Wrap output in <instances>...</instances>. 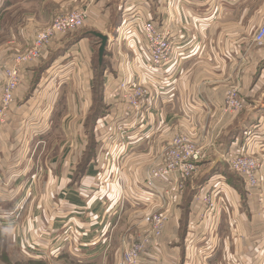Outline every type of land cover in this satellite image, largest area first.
Masks as SVG:
<instances>
[{
	"label": "rangeland",
	"instance_id": "obj_1",
	"mask_svg": "<svg viewBox=\"0 0 264 264\" xmlns=\"http://www.w3.org/2000/svg\"><path fill=\"white\" fill-rule=\"evenodd\" d=\"M34 1L37 0L18 4L19 8L15 7V10L10 11L4 17H2V14L0 16V114H3L0 118V138L5 137L4 143L2 140L0 141V160L3 159L2 157L4 155L6 158L5 162H7H4V164L7 166V173H9L8 175L4 174V176L0 173V192L2 193L3 191L1 183H3V185L14 184L18 179H22L21 184L26 188V197H24L25 208L23 207L24 209L22 208L20 212H22L21 216L30 217L38 215L35 214L36 212L44 211L42 209L44 201L50 202L53 200L60 203L61 201L68 200V196L73 194L71 188L76 190V194L79 197L78 199H81V201L83 200L85 203L89 201L92 202L90 203L92 208L98 203L99 205H97L98 209L96 211L100 212H103L104 207L108 204H119L129 201V206H131L130 203H132L133 208L127 205L126 209L124 205L119 213L122 219V221L120 219V223L123 222L121 225L125 226L126 219L131 221L134 220L137 222L136 227L138 226V231L134 232L132 240L124 238L121 241V247L131 244L136 236H142L147 233L148 226L145 222L146 216L166 214L168 216V221L169 213L171 214V218H174V212H179L180 218L184 221L186 218L187 222H189L188 219L190 218L191 223L187 226L180 225L178 241H172L173 239L170 237L173 235L175 236V233L173 234L174 226L172 228L169 227L167 230V235H170L167 238L168 241L164 238L165 231L163 230L160 238L154 239L150 245H145L138 264H147L145 262L147 260L156 261L154 258L156 255L161 254L163 242L166 243L165 246L168 248L171 247L170 245L168 246V244L174 242L172 246L182 252L179 264H206L204 255H199L198 249L201 246L204 247V244L209 243L208 238H210L211 235L210 230L215 226L214 222L216 219L231 218L238 215V212H241V209L244 208V202H255V200L264 201V180L261 181L259 177L261 162L258 156L256 153H249L245 148L247 152L243 149L237 150L238 143L242 139V144L247 142V145L252 147L255 146L256 149L257 146H259L261 150L264 148V122H262V124L259 123V119L263 117L264 114V45L259 46L253 41L254 33L259 27L264 25V16L259 17L258 15L257 17L259 18L255 17L254 19V14L251 12L245 24L244 32L237 34L238 37L235 38L234 45H237V40L240 42L242 40L245 50L248 49L249 53H251V62L249 63V67H247L250 82L249 88L245 87L242 90L241 84L237 83L228 86L224 91L222 106L218 112H212L207 115L214 120L216 119V121L219 117L225 116L235 119L234 121H239V123L230 124L227 128L224 127L228 124H219V126H221L220 128H218V124H186L187 127L181 129H172L175 128L177 124H174V127H172L173 124H168L169 134L167 135V140L164 139L161 142L164 147L162 146L158 153L150 159L144 160L142 158L144 156H141L143 153L134 148L135 143L139 141H137L138 139L132 138L134 137L132 133L134 131L133 128L139 125L140 119L146 118L144 123L148 124V115L144 110L147 98H144L142 101L141 115L136 118L138 122L136 124H124L125 126L121 130H119V124H107V122L96 124V119H94V121L91 120L96 114L94 110L101 111L105 109V112L109 115V112L104 108L105 105L100 95V88H102L101 86L103 83V75L100 67L102 64V67H105V72L114 75L116 73L115 70H117L118 73L120 72L122 57L125 51L123 48L124 37H126V35L123 37H114V35H112L110 38L111 41H107V46L99 62L98 49L101 41L93 36L92 33L95 32L105 36L109 34L111 27L120 19L119 10L123 8L124 0H108L111 4L109 5V7H111V15H107L109 25L104 27V29L100 28L97 17H94L92 21L88 19L89 17H85L82 27L64 35L53 36L42 50L39 59L29 61V63L20 66V72L18 74L20 75L19 85L13 91V100L7 109H1V94L4 89L3 72L6 67L14 65L13 58L18 54L26 52L31 46L35 34L49 27L56 16H63L73 12H83L88 15L91 9L90 5L94 2V0H91L89 3H83L80 2L81 0H75V2L79 1L75 3L78 4L77 7L60 12L58 10L55 11L54 3L48 6L49 4L46 5L45 1L41 2L40 0L34 5ZM144 3L143 1V6L138 5L136 2L131 5L133 6V10L131 9L133 12H130L132 13L131 16L136 12L142 15L143 10L137 6L144 7ZM37 5L40 11L36 9ZM262 7L264 8V5H262ZM30 10L40 15L37 21L42 25L41 27L35 28L36 31L32 33L33 36L29 39L32 42L23 41V38L28 37L22 33H16L17 36L13 35L9 37V33L7 32L8 28L15 30L20 29L21 24H18L19 21H23L24 16L29 15L28 13ZM257 12L260 14L259 11H256V13ZM51 13L55 14L54 17H52L53 14L51 15ZM257 19L258 21L256 22ZM94 20H96V22ZM143 21L147 22V18L144 17ZM119 23H122V18ZM151 24L159 33L165 34L168 37L167 33L159 31L152 22ZM133 29L135 37L134 35L131 36V40L134 42L141 40L140 43L145 45V36L141 30L140 23L135 21V25L129 27L125 32ZM120 34L121 33H119L118 36ZM73 41H76L74 44L79 43V45L74 47L71 46L60 55L63 49L68 47L66 44L72 43ZM52 42L58 43L52 45ZM50 44L52 46L49 48ZM139 49L140 48H138V50ZM177 52L178 50H176V54H178ZM186 52H191V56H195L198 50L194 47L187 49ZM44 59H46L45 62H51L53 59L54 61L62 59V65H58L61 69L58 70L60 75L54 77V71H56L54 69L48 74L45 70L46 68H42ZM118 60H120V62ZM88 61H90L89 67L86 63ZM183 62L179 61L178 65L173 66L175 69L171 71L169 76L156 73L162 78L156 83L157 85L159 84L158 88L166 90V87L168 86L169 88V85L170 88L175 87L176 77L179 75V72L181 73L183 71ZM35 67L38 72L37 81L41 82L40 79H42L38 92L21 97V94H18L17 90L21 86L23 71L25 68H29L28 70L30 74H32V68L34 69ZM40 67L42 69H40ZM120 73L121 79L115 88V95H117L116 99L121 101L123 114L126 113V115H128L126 117L127 121L132 123L133 113L131 114L129 111L125 110L127 108L126 104L123 103L124 101L118 96L119 83L126 78L127 81L140 85L142 91L149 95V101L152 103L159 99L157 94L160 93L154 92L151 96V92L155 91L153 86L150 87V85L131 79L127 76L124 69H122ZM88 74L91 75L90 88L88 89V87H85V84H83V89L78 81L83 82L85 78H88ZM77 76L82 78L78 77L77 81ZM259 76H261V80H259ZM29 81L31 82V77L28 82ZM141 81L144 82L145 80ZM33 87L37 89L36 86ZM228 91L236 92V98L242 103L240 109L227 110L224 107L229 93ZM250 91H252V93H250ZM86 98L88 99V105L86 104V106H89L88 117L85 114L86 108H82V102L86 100ZM36 101L40 109L46 110L43 115H41L40 112H36L34 109V102ZM74 105L77 106V109L72 113L71 111L75 108ZM21 106L22 108L19 109L18 107ZM46 116H48L47 118H49L50 121H47V125L44 120ZM99 121H101V119ZM109 121L114 123V115L111 116ZM35 124L40 126V130H37ZM140 125L142 126V124ZM160 125L164 126V124ZM149 128L152 131V128ZM233 129H237V134L229 138L231 134L229 132ZM158 130L161 131V129ZM45 131L47 132L45 133ZM159 131L156 133L157 136H160ZM36 132H44L43 135L38 136V138H46L41 144L39 142H35V144L34 142L30 143V139ZM144 132L147 135L149 129ZM141 135L142 132H139L136 137ZM153 136L154 130L149 137L151 141ZM176 136H183L192 140L195 147L200 151L202 158L197 164V170L190 176L183 179L181 178V185L176 188L175 193H171L170 196L167 197L160 193V189L166 188V190H168L166 184L171 176L153 181L156 182V186L159 189L155 191L149 187L153 182L149 183L147 181V174L151 168H160L163 166L162 151L164 148L170 146L173 138ZM228 139H232L230 144H227ZM49 143L50 145H48ZM235 150L240 153L248 154L249 158L256 161L258 167L256 171V184L254 187H250L245 177L246 174H243L239 169L234 168V166H232V169L225 163V152ZM82 152L83 155H81ZM204 152H206V154H204ZM95 154L98 159H95V161L91 163L94 167L91 166L92 174L89 175L90 178L88 179V181H90V186L85 187V185H83L82 189H79V183H76L82 179L80 178V174H82V170L87 161L92 155L94 157ZM235 163H237V161H235ZM219 165L233 176L232 182L236 188L227 186V181L221 174ZM72 170H74V173L71 174V177L69 173L72 172ZM64 174L69 176L67 178L69 181L67 184L64 182L63 178H61ZM31 188L33 192L32 190L30 192ZM256 192H258V196L255 197L253 195ZM1 193L0 204L4 200H13L15 198V194L12 192L10 194L8 191V193L5 194L7 197ZM133 203H137V206L134 207ZM258 211L260 215H264L262 212L264 209H254L253 215L254 213L257 215ZM7 213V208H5V211L0 209V216L8 215ZM118 228L119 227H116L113 230V237H116V230ZM123 228L124 227L121 229ZM113 231L111 234L110 232L108 233L110 234V248L112 246ZM200 231L203 232L201 236L205 239L196 242V240L199 239H196L195 235ZM128 233L127 231L126 234L129 235ZM1 242L0 240V261L2 258L1 250L6 249L2 248L5 243ZM202 250L204 249L202 248ZM142 257L145 259H142Z\"/></svg>",
	"mask_w": 264,
	"mask_h": 264
},
{
	"label": "crops",
	"instance_id": "obj_2",
	"mask_svg": "<svg viewBox=\"0 0 264 264\" xmlns=\"http://www.w3.org/2000/svg\"><path fill=\"white\" fill-rule=\"evenodd\" d=\"M29 1L31 0H0V15L2 14V17H4L10 11L15 10L18 4ZM38 1L40 0L34 1V5ZM43 1L46 5L49 4L48 6L54 3L55 11L60 12L77 7L78 4L75 3L79 2H75V0H41V2ZM143 1L145 2L144 7H142ZM80 2L89 3L91 0H81ZM135 2L142 5L137 7L143 10V17L151 21L159 31L167 33L169 41L179 48L178 53L184 54L183 71L179 72L176 77L175 87L170 88L169 83L170 89L167 86L166 90H162V88H158L159 84H156L161 77L156 72L148 69L149 61L146 57L145 45L140 43L141 40L134 42L129 36L124 37L123 48L125 51L123 50L121 70L124 69L131 79L150 85V87L153 86L155 91L151 92V96L154 92L160 93L157 94L159 99L154 103L150 102L149 98L146 99L144 109L148 115V124H142V126L139 124L133 128L132 136L134 137L132 138L139 141L135 143L134 148L143 153L141 156L144 157L142 158L147 160L158 153L163 146L161 142L168 137V124H173L172 127L177 124L172 129L186 128V124H218V128L221 127L219 124H228L224 128H227L230 124H238L239 121L235 122V119L230 117L221 116L216 121V119L214 120L207 115L218 112L222 106L224 91L228 86L237 83L241 84L242 90L245 87L249 88L247 67L251 62V53L248 49L245 50L242 40L241 42L237 40V45H234V43L235 38L238 37L237 34L244 32L245 24L251 12L254 14V19L258 15L259 17L264 16V8L262 7L264 0H124V6L119 10V21L112 27L110 25V32L106 35L108 40L111 41L112 35L118 37L119 22H121V18L132 14L130 13L133 10L131 5ZM109 5L111 4L108 0H94L90 5L88 19L92 21L94 17H97L100 28L104 29L109 25L107 18L108 14L111 15ZM38 7L37 5L36 9L40 11ZM256 11H259L262 15L256 13ZM28 14L25 15L26 17L24 16L23 21H19L18 24H21L20 29L8 28L9 37L17 36L16 33H22L28 37L23 38V41H31L29 39L33 36L32 33L36 31L35 28L42 25L37 21L40 15L32 10ZM51 15L54 17L55 14L51 13ZM94 21L96 22V20ZM75 42L66 44L68 47L64 48L60 55L71 46L79 45V43L74 44ZM57 43L52 42L51 44ZM51 44L49 48L52 46ZM194 47L198 52L197 55L191 56V52H186V50ZM138 48L140 49L138 50ZM120 60L118 61L120 62ZM61 61L62 59L59 61L53 59L45 69L46 72L50 74V71L54 69L56 70L54 71V77L60 75L58 65H62ZM89 62H86L88 67ZM100 68L103 75L101 100L109 115H107L105 109L101 110V115L96 117V124L105 122L107 124H119L118 127L121 130L125 126L124 124H129L126 118L128 115L123 114L121 101L116 99L117 95H115V88L121 79V70H119V73L115 70L114 75L105 72V67H102V64ZM28 69H24L21 86L17 90L21 97L38 92L42 82V79H40L41 82L36 79L38 76L36 67L32 68V74ZM30 77L31 82H28ZM78 77H76L77 81ZM90 79L91 75L88 74V78H85L83 82L78 81L79 85L84 89L83 84H85V87L87 86L89 89ZM33 86H36L37 89H34ZM86 104L88 105L87 98L83 100L82 108H86L85 114L88 117L89 106H86ZM38 105L37 101L34 102V109L43 115L46 110L40 109ZM18 108L20 109L22 106ZM76 109L77 106L71 112L73 113ZM112 115H114V123L109 121ZM47 117L44 119L46 125L49 121ZM100 119L101 121H99ZM160 124H164L165 127ZM35 127L40 130L39 125L35 124ZM149 127L152 128V131L154 130L152 141L149 139L152 135ZM146 128L149 129L147 135L144 132L147 131ZM158 129H161V131ZM156 130L159 131L160 136H157ZM139 132H142V135L136 137ZM43 134L44 132L34 133L30 143L39 142L41 144L46 138H38V136ZM4 138H0L3 143ZM242 141L243 139L239 141L237 150L243 149L244 151L248 150L249 153H256L261 162L259 177L261 181L264 180V151H262L264 148L261 150L257 146L256 149L255 146L247 145V142L242 144ZM207 152L209 153L208 150ZM81 155H83V152ZM2 158H5L4 155ZM3 159L0 160V173L4 176V174L8 175L9 173H7V166L4 164L6 158ZM95 159H98L96 154L94 157L92 155L85 164L82 174H80L82 179L76 183H79V189H82L83 185L85 187L90 186L88 179L90 178L89 175L92 174V167H94L91 163ZM72 173H74V170L69 173V176ZM69 176L65 174L61 176L66 184L69 182L67 179ZM21 181L22 179H18L14 184L3 185L1 183L3 191L0 193L7 197L5 194L9 191L10 194L11 192L15 194V198L4 200L0 204L1 210L8 209V215L0 216V240L1 243H5L2 248H6L1 250L0 264H116V260L122 252L121 241L124 238L132 240L134 232L138 231L137 222L134 220L126 219L125 226L121 225L123 222L120 223L122 219L119 213L124 205L127 209L129 201L125 202L126 204L124 202L108 204L104 207V211L100 212L96 211L98 203L92 208L90 206L92 202L85 203L83 200L78 199L76 190L72 188L73 194L68 196V200L60 203L53 200L50 202L44 201L43 212H36L35 214L38 215L32 217L21 216L22 212L20 211L25 206L24 197H26V188L23 187ZM226 184L230 187L228 183ZM253 196H258V192ZM130 205L129 207L133 208L132 203ZM133 205L135 207L137 203H133ZM243 207L238 215L231 218H218L214 222L215 226L210 230L211 235L208 238L209 243L205 242V246L198 249V254L204 255L206 264H264V215H260L259 211L257 215L256 213L253 215L254 209H264V201L244 202ZM262 212L264 213V211ZM174 215V218H171L169 213V220L164 229L166 241L170 236L167 235L169 227L174 226L173 234L175 233V236H170L173 239L172 241H178L180 225L187 226L191 223L190 218L188 219L189 222L186 218L185 221L180 218L179 212H174ZM116 227L119 228L116 230V237H113V230ZM122 227L124 228L121 229ZM112 231V246L110 248L109 240ZM127 231L129 235L126 234ZM109 232L110 234H108ZM202 234V231L196 233L195 237L199 239L196 242L205 239L202 238ZM172 243L168 244V246H171L168 248L165 246L166 243L163 242L161 254L156 255L154 258L156 261L147 260L145 262L147 264H179L182 252L172 246Z\"/></svg>",
	"mask_w": 264,
	"mask_h": 264
},
{
	"label": "built area",
	"instance_id": "obj_3",
	"mask_svg": "<svg viewBox=\"0 0 264 264\" xmlns=\"http://www.w3.org/2000/svg\"><path fill=\"white\" fill-rule=\"evenodd\" d=\"M131 15L132 14L122 18V33L131 38V36L135 34L134 29L127 32L125 31L132 25H135V21L139 22L145 36V53L149 61L148 69L160 73L161 75L169 76L171 71L175 69L173 66L178 65L179 61H183L184 54L178 52V54H176V50L179 48H177L173 42L169 41V38L165 34L159 33L152 26L151 22L148 20L144 22V17L141 13L136 12L133 16ZM85 17H87V15L83 12H73L63 16H56L49 27L35 34L33 42L26 52L18 54L13 58L14 65L6 67L3 72L4 89L1 94L2 110L7 109L13 100V91L19 85L20 75L18 74L20 72V66L29 63V61L39 59L42 50L53 36L64 35L82 27ZM253 41L259 46L264 45V25L259 27L254 33ZM141 88L140 85L131 83L127 81L126 78L119 83L118 96L124 101L123 103L126 104L127 108L125 110L129 111L131 114L133 113V121L132 123L129 122V124H136L138 122L136 118L141 115L142 101L144 98H149V95L145 94ZM228 92L224 107L227 110L240 109L242 103L236 98V92ZM2 116L3 114H0V118ZM145 119L146 118L140 119L139 124H145ZM262 122H264V114L263 117L259 119V123L262 124ZM162 152L163 166L160 168H151L147 174V181L152 183L157 179L171 176L166 184L168 190H166V188L160 189V193L168 197L171 193H175L176 188L181 185V178L188 177L197 170V164L201 160L202 155L193 144V141L183 136L174 137L170 146L164 148ZM225 157V163L232 169V166H234V168L246 174L245 177L250 187H254L256 184V171L258 167L256 161L249 158L248 154L240 153L237 150L225 152ZM235 161H237V163H235ZM149 187L155 191L159 190L156 186V182H153ZM167 219L168 216L166 214L146 216L145 222L148 226L147 233L142 236H136L131 244L124 245L122 247L121 256L116 264H138L145 245H150L154 239L161 237Z\"/></svg>",
	"mask_w": 264,
	"mask_h": 264
},
{
	"label": "trees",
	"instance_id": "obj_4",
	"mask_svg": "<svg viewBox=\"0 0 264 264\" xmlns=\"http://www.w3.org/2000/svg\"><path fill=\"white\" fill-rule=\"evenodd\" d=\"M1 16V15H0ZM74 42V41H73ZM72 42V43H73ZM46 61V60H45ZM43 62V65H42V68H47L49 65H50V63L52 62V60H51V62L49 61H47V62ZM41 67H40V69H42ZM38 70H39V68H38ZM102 87V86H101ZM101 91H102V88H100V95H101ZM94 112H96V114H95V116H93L92 118H91V120L92 121H94V119H96V117H98V116H100L101 115V111H95L94 110ZM237 129H233V130H231L229 133H231L230 135H229V138H231L232 136H234L235 134H237V131H236ZM231 141H232V139H228V143L227 144H230L231 143ZM219 167H220V169H221V174L225 177V179H226V181H227V183L230 185V186H233V187H235L236 188V186L233 184V182H232V175L231 174H229V173H227L226 172V170L225 169H223V167L221 166V165H219ZM199 186V185H198Z\"/></svg>",
	"mask_w": 264,
	"mask_h": 264
},
{
	"label": "water",
	"instance_id": "obj_5",
	"mask_svg": "<svg viewBox=\"0 0 264 264\" xmlns=\"http://www.w3.org/2000/svg\"><path fill=\"white\" fill-rule=\"evenodd\" d=\"M93 36H95L96 38H98L101 42H100V47L98 49V57H99V62L103 56L104 50L106 48V44L108 41V37L99 33H92Z\"/></svg>",
	"mask_w": 264,
	"mask_h": 264
},
{
	"label": "bare ground",
	"instance_id": "obj_6",
	"mask_svg": "<svg viewBox=\"0 0 264 264\" xmlns=\"http://www.w3.org/2000/svg\"><path fill=\"white\" fill-rule=\"evenodd\" d=\"M121 25V24H120ZM121 32V34L118 37H123L125 36V34L122 33V28L120 26V28L118 29V34ZM165 226V225H164ZM164 230V229H163Z\"/></svg>",
	"mask_w": 264,
	"mask_h": 264
}]
</instances>
